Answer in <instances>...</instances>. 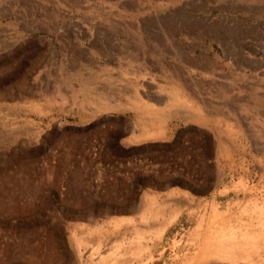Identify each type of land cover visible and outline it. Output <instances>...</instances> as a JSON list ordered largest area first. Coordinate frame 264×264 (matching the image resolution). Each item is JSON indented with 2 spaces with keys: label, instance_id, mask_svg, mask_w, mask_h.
<instances>
[{
  "label": "rangeland",
  "instance_id": "374dc122",
  "mask_svg": "<svg viewBox=\"0 0 264 264\" xmlns=\"http://www.w3.org/2000/svg\"><path fill=\"white\" fill-rule=\"evenodd\" d=\"M0 264H264V0H0Z\"/></svg>",
  "mask_w": 264,
  "mask_h": 264
}]
</instances>
